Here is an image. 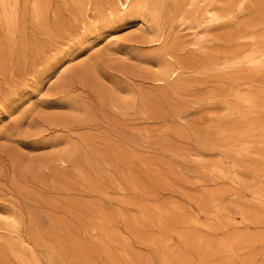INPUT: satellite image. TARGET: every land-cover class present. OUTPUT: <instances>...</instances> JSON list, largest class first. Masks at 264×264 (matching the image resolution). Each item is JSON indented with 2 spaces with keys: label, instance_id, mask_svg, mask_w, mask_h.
I'll list each match as a JSON object with an SVG mask.
<instances>
[{
  "label": "rangeland",
  "instance_id": "obj_1",
  "mask_svg": "<svg viewBox=\"0 0 264 264\" xmlns=\"http://www.w3.org/2000/svg\"><path fill=\"white\" fill-rule=\"evenodd\" d=\"M0 264H264V0H0Z\"/></svg>",
  "mask_w": 264,
  "mask_h": 264
}]
</instances>
